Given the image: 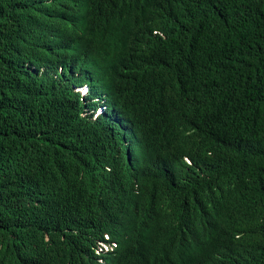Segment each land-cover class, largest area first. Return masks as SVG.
I'll return each mask as SVG.
<instances>
[{
  "label": "trees",
  "instance_id": "16d2710c",
  "mask_svg": "<svg viewBox=\"0 0 264 264\" xmlns=\"http://www.w3.org/2000/svg\"><path fill=\"white\" fill-rule=\"evenodd\" d=\"M53 1L0 0V264H264V0ZM48 50L118 117L28 78Z\"/></svg>",
  "mask_w": 264,
  "mask_h": 264
},
{
  "label": "clouds",
  "instance_id": "9594fccd",
  "mask_svg": "<svg viewBox=\"0 0 264 264\" xmlns=\"http://www.w3.org/2000/svg\"><path fill=\"white\" fill-rule=\"evenodd\" d=\"M50 4L53 3V0H49ZM57 3L55 6H51L52 8H62L66 7V3L70 2V6L78 7L84 4L85 0H56ZM55 3V2H54ZM73 10L67 8L60 18H68L73 14ZM103 28V26H100ZM35 34L39 38H44L43 31L41 29H37ZM88 34L85 35L87 37ZM104 35H101L103 38ZM47 40V39H46ZM65 52V51H64ZM62 52L57 58L54 57L53 50H48L42 53L41 59L44 62L35 59H31L27 57L23 60L26 62L28 68V78L39 77L46 79L52 72L56 69H69L68 75L61 77V86H60V95L59 100L65 99H73V103L75 104L79 98L85 100L86 104L90 106L89 111L86 115L97 118L102 114L116 115L117 112H121V107H115L114 100L116 99L115 89L117 87V82L114 80H103L100 79L90 73L78 74L76 71L71 68V66L67 65V53ZM64 53V56L59 58ZM55 64L51 63V60H58ZM82 62L90 65H96L98 62L92 61L89 59H81ZM38 62V64H37ZM71 70V72H70ZM113 102V104H112ZM73 105V104H71ZM118 117V115H116ZM131 147H129L130 149ZM130 153V151H129ZM140 165L139 169L136 171L139 173L143 171L141 166V161L138 159L133 166L126 169V162L123 160V157L119 154L114 155L113 160L111 162V166L113 170L118 173L121 172H133L135 165ZM149 219V217L147 218ZM113 221L106 218H99L96 222V227L89 229L87 233L90 235V239H95L96 242V254L98 256L99 263H104L102 255H107L110 252H113L117 247L124 252H127V248H122L120 245L118 246V242L114 237V234H107L110 230V225ZM10 256V255H7ZM11 257V256H10ZM12 258V257H11ZM15 264H20V259L12 258Z\"/></svg>",
  "mask_w": 264,
  "mask_h": 264
},
{
  "label": "bare ground",
  "instance_id": "6f19581e",
  "mask_svg": "<svg viewBox=\"0 0 264 264\" xmlns=\"http://www.w3.org/2000/svg\"><path fill=\"white\" fill-rule=\"evenodd\" d=\"M70 72H71V70H70Z\"/></svg>",
  "mask_w": 264,
  "mask_h": 264
}]
</instances>
